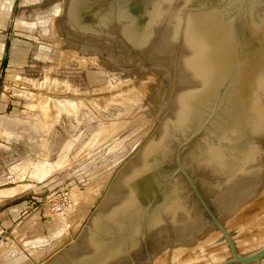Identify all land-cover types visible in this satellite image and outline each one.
<instances>
[{"label":"rangeland","instance_id":"1","mask_svg":"<svg viewBox=\"0 0 264 264\" xmlns=\"http://www.w3.org/2000/svg\"><path fill=\"white\" fill-rule=\"evenodd\" d=\"M82 1L0 0V264L85 253L89 213L112 205L181 87L182 35L163 28L187 0H159L140 42L122 10L84 8L79 27Z\"/></svg>","mask_w":264,"mask_h":264},{"label":"water","instance_id":"2","mask_svg":"<svg viewBox=\"0 0 264 264\" xmlns=\"http://www.w3.org/2000/svg\"><path fill=\"white\" fill-rule=\"evenodd\" d=\"M155 1L83 0L78 16L122 10L141 31ZM187 3L172 109L88 220L86 252L61 264L264 258V0Z\"/></svg>","mask_w":264,"mask_h":264},{"label":"bare ground","instance_id":"3","mask_svg":"<svg viewBox=\"0 0 264 264\" xmlns=\"http://www.w3.org/2000/svg\"><path fill=\"white\" fill-rule=\"evenodd\" d=\"M161 1H163V0H160V2ZM165 1V0H164ZM166 3H167V0H166ZM80 4V3H79ZM78 5V4H77ZM164 5V4H163ZM162 5V6H163ZM159 6V0H157V1H155V3H154V5H153V7H152V10L154 9V11H152V12H150V16H151V20H150V22H154L155 21V19L156 20H158L159 18H157V16L158 15H156V10H157V7ZM186 7V6H185ZM182 11V10H181ZM187 11V10H186ZM189 11V10H188ZM87 12V11H86ZM94 12V11H93ZM97 12V11H96ZM95 12V13H96ZM110 12H112V11H110ZM88 13V12H87ZM113 13V12H112ZM78 14L80 15L81 14V10H80V8H76V7H74L73 8V10L70 12L69 11V15H71V17H72V15H74L75 16V19L74 18H72V20L74 19V22H76V23H78L79 24V27H80V23L82 22L81 20V18L78 16ZM91 14H92V11H91ZM97 14V13H96ZM104 14V13H103ZM178 14V13H177ZM180 14V13H179ZM187 14V13H186ZM175 15V14H174ZM188 15L189 14H187V15H184V18H183V15H182V17L180 16V17H178L177 15H176V17H178V20H177V18L176 17H174V18H172L171 19V22H168L167 23V26L166 27H164L163 28V32H165L164 31V29L165 30H167V32L165 33V35L164 36H166V35H168V38H171V34L173 35V36H175L174 34L177 32V31H179L180 33H181V38H180V43H182L183 44V39H184V34H185V29H186V24H187V20H188ZM91 16V15H90ZM93 16H95V15H93ZM104 16V15H103ZM70 17V18H71ZM97 17V16H96ZM101 17V16H100ZM152 17H153V19H152ZM170 17V16H169ZM150 18V17H149ZM149 18H148V20H149ZM90 19H91V17H90ZM95 19V18H94ZM168 19V18H167ZM104 20H105V18L104 17H102L101 18V21L105 24V22H106V20H105V22H104ZM90 21H92V19L90 20ZM180 22V24H179V29H178V27L176 26L177 24L176 23H179ZM148 22V21H147ZM70 23H72V22H70ZM73 24V26H74V23H72ZM154 24V23H153ZM100 25V24H99ZM90 26V25H89ZM78 27V26H77ZM122 28V29H121ZM120 29H121V31L123 32V34H128L130 37H131V39L132 40H135V41H138V42H140L141 40H142V37L140 38L139 37V33H137L138 32V30H131V29H129V27H127V26H125V24L123 23V27H121ZM167 28V29H166ZM145 29H146V27H145ZM144 32V31H143ZM178 32V33H179ZM144 35H146L145 33H143ZM125 35H123V37H124ZM126 37H128V36H126ZM179 37V36H178ZM125 38V37H124ZM128 40H129V38H128ZM143 41V40H142ZM129 42V41H128ZM169 43L171 42V41H168ZM137 86V85H136ZM143 89V88H142ZM144 90V89H143ZM138 92V91H137ZM42 107V106H41ZM45 110V109H44ZM104 130V129H103ZM7 192V191H6ZM99 193V192H98ZM79 194V193H78ZM96 205V204H95ZM95 205H94V207H95ZM97 207H95L96 208V210L95 211H97L98 210V204L96 205ZM93 207V208H94ZM92 208V207H91ZM94 208V209H95ZM101 209V208H100ZM95 211H93L92 210V213L90 212L89 213V216H88V218L89 217H91L92 216V214L95 212ZM90 219V218H89ZM88 220V219H87ZM81 222V221H80ZM87 222V221H86ZM85 222V223H86ZM82 227V226H81ZM84 227V226H83ZM82 229H84V228H81V232H82ZM84 231V230H83ZM81 242H83V240L81 241ZM35 244V243H34ZM78 249H79V247H78ZM84 250H85V248H84ZM255 250V249H254ZM79 252V251H78ZM76 254V253H75ZM74 254V255H75ZM78 254V253H77ZM45 257V256H44ZM63 259L64 258H62L61 259V262H60V264L62 263V261H63ZM15 260V259H14ZM18 260V259H17ZM20 261L22 260V259H19ZM261 260H263V259H261ZM17 262V261H16ZM15 262V263H16ZM222 262V261H221ZM261 262V261H260ZM220 263V262H219ZM51 264H55V263H51ZM218 264V263H217Z\"/></svg>","mask_w":264,"mask_h":264}]
</instances>
